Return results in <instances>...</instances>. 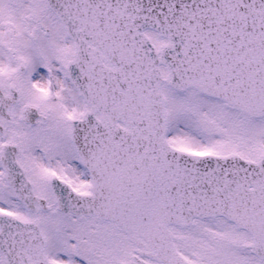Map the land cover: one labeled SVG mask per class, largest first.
Wrapping results in <instances>:
<instances>
[{
  "label": "snow or ice",
  "instance_id": "1",
  "mask_svg": "<svg viewBox=\"0 0 264 264\" xmlns=\"http://www.w3.org/2000/svg\"><path fill=\"white\" fill-rule=\"evenodd\" d=\"M0 264H264V0H0Z\"/></svg>",
  "mask_w": 264,
  "mask_h": 264
}]
</instances>
